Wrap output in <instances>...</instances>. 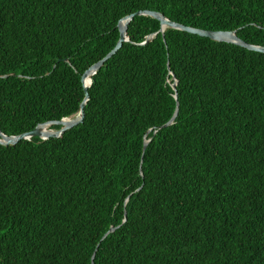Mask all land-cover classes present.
Here are the masks:
<instances>
[{
    "label": "trees",
    "instance_id": "obj_1",
    "mask_svg": "<svg viewBox=\"0 0 264 264\" xmlns=\"http://www.w3.org/2000/svg\"><path fill=\"white\" fill-rule=\"evenodd\" d=\"M138 10L264 46V0H0V131L76 116ZM160 28L131 18L80 123L0 144V264H264V53Z\"/></svg>",
    "mask_w": 264,
    "mask_h": 264
},
{
    "label": "water",
    "instance_id": "obj_2",
    "mask_svg": "<svg viewBox=\"0 0 264 264\" xmlns=\"http://www.w3.org/2000/svg\"><path fill=\"white\" fill-rule=\"evenodd\" d=\"M135 15H150V16L157 18L161 24V28H160L161 32L164 31L165 27H172V28H176L179 30L194 33V34H197L200 36L208 37L209 39H212L215 41L230 42V43L237 44L239 46H242V47L250 49V50H255V51H259V52L264 53V46L251 44V43H248V42L242 40L241 38H239L236 35L235 31H233V30H206V29L196 28V27H192V26H186V25L180 24L178 22H173V21L166 19L164 17V15L161 14L160 12L152 11V10H138L134 13H131L129 15L124 16L123 18H121L119 20V22L117 24L118 29H119V38H118L115 46L101 60H99L98 62H96L92 66H90L82 74L81 81H82L85 97L82 100V102L80 103V106H79L80 112L76 116H74L73 118H70V119H60V120H55V121L43 122V123L38 124L32 130L27 131L25 133L18 134V135H5L4 133H2L0 131V144H3V145L15 144L21 139L32 137V136H38L41 139H48L50 137H58L67 129L77 125L78 123H80L83 120L84 106H85V103L88 99V92H87V88L89 85L88 77L93 75L94 72L103 64V62L105 60H107L110 56H112V54H114L120 48V46L122 45V42L125 40L127 23ZM155 35H156V33L152 34L151 36H149L146 39V41L149 40L150 38L154 37ZM173 89L175 90V88H173ZM174 96H175V98L177 97L176 90H175ZM176 114H177V106H176L175 111H174L173 115L171 116V118L165 124H163L161 127H164V126L171 124L173 122ZM55 124L60 125V128L53 129V128L48 127L49 125H55ZM146 144H147V140L144 141L143 149L146 147ZM113 229H114L113 227H110L108 231L109 232L113 231Z\"/></svg>",
    "mask_w": 264,
    "mask_h": 264
}]
</instances>
